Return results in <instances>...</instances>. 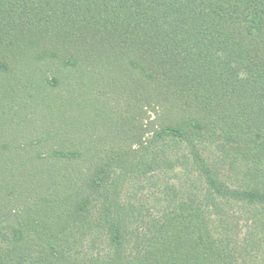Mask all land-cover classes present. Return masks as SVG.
Listing matches in <instances>:
<instances>
[{"label":"trees","instance_id":"1","mask_svg":"<svg viewBox=\"0 0 264 264\" xmlns=\"http://www.w3.org/2000/svg\"><path fill=\"white\" fill-rule=\"evenodd\" d=\"M21 41L117 51L158 124L0 182V264H264V0H0V70Z\"/></svg>","mask_w":264,"mask_h":264},{"label":"rangeland","instance_id":"2","mask_svg":"<svg viewBox=\"0 0 264 264\" xmlns=\"http://www.w3.org/2000/svg\"><path fill=\"white\" fill-rule=\"evenodd\" d=\"M27 46L21 41L17 54H7L0 70V182L44 181L47 162L37 153L74 149L71 143L104 150L127 144L120 136L123 128L138 139L157 127L155 112L136 115L133 97L142 85L117 51L87 46L83 55L90 66L80 72L62 66L60 59L38 57ZM45 48L54 50L53 44ZM128 107L134 113L125 122ZM142 129L150 132L143 135Z\"/></svg>","mask_w":264,"mask_h":264}]
</instances>
